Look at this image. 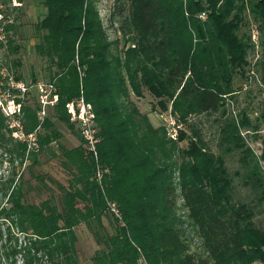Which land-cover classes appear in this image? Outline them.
<instances>
[{
    "label": "trees",
    "instance_id": "obj_1",
    "mask_svg": "<svg viewBox=\"0 0 264 264\" xmlns=\"http://www.w3.org/2000/svg\"><path fill=\"white\" fill-rule=\"evenodd\" d=\"M100 2L43 0L33 25V52L57 94L39 127L38 152L58 157L67 179L65 186L48 179L58 195L39 204L22 203L14 173L7 181L4 218L23 239L10 252L12 262L18 256V264H81L73 229L85 225L99 247L90 264H139L141 258L146 264H264V224L255 221L264 214V173L245 142V135L264 129V101L255 117L247 109L237 118L230 112L244 84L247 98L250 84L264 93V0H113V39ZM15 28L10 22L1 30ZM5 43L10 54L18 52L11 39ZM13 80L21 81L19 75ZM80 96L95 114L97 161L64 111ZM146 96L152 109L169 112L189 133L181 128L173 141L164 125L154 127L132 100ZM37 110L21 103L23 135L38 127ZM197 117H214L218 153L192 122ZM56 123L78 145L61 146ZM12 132L0 112V148L21 164L26 144ZM54 142L57 154L49 150ZM233 153L248 201L233 198L225 161Z\"/></svg>",
    "mask_w": 264,
    "mask_h": 264
},
{
    "label": "rangeland",
    "instance_id": "obj_2",
    "mask_svg": "<svg viewBox=\"0 0 264 264\" xmlns=\"http://www.w3.org/2000/svg\"><path fill=\"white\" fill-rule=\"evenodd\" d=\"M42 2L43 0H23L22 4L18 6L13 0L10 1V3L9 0H0V93L2 92L1 96L4 98V93L6 91L2 88L4 86L6 89L8 88L9 78L13 79V76L19 75L20 80L24 82V84H28L31 78H35L36 82H47L44 72L45 63L34 54L32 49L35 42L33 25L44 12ZM112 5L113 0H101L98 6L100 17L103 20L104 28L110 36V39H113L115 36L114 29L110 28L108 22ZM13 7L17 9L12 10L11 8ZM10 22H14L16 28L4 33L1 28ZM9 39L12 40L13 44L19 46V50L16 54L9 53V49L7 48L8 45L5 43ZM236 85H238L237 82ZM250 87V95H248V98L245 97V93L248 91L247 86L241 93L237 94L235 100L232 101L233 105H230V112L234 118H237L238 113L245 109L251 111L252 117H255L256 114H259L262 110L264 93L258 92V88L254 84H250ZM29 96L31 97L24 101L26 104L32 106L35 103L34 92L32 91ZM132 100L142 113L148 114V118L154 127L163 125V116L167 114L160 113L157 111L158 109H152L153 101L149 96L142 99L133 97ZM46 114L47 111L45 112V115ZM48 114H50V111ZM19 118L17 120L19 128L16 129L23 134ZM213 118L214 117H211L207 120L205 117H197L191 120L197 123L199 128H201L204 138L208 142L211 150L218 153L217 139L212 124ZM41 122H39L38 127L33 132L34 146L27 149L25 159L21 164H19V160L15 158H12L11 161V157L0 148V212L4 210L0 215V264H18L19 257L17 256L14 259L16 262L13 263L10 252L13 248H17L19 245L22 246L23 242L22 236L19 234L18 230L10 224L9 219L4 218L9 209V204L6 201L4 192L5 188L9 186L7 181L12 178V174H15L13 183L16 185L19 183L21 186L22 203L39 204L41 201L47 199L50 194L56 198L58 195L56 186L50 184L48 179L59 182L63 186L66 184L65 181L67 176L59 164L58 157H52L48 150L38 152L37 134L40 132L39 127ZM56 127L61 134V138L58 141L61 146L69 149L78 145L77 137L73 136L63 124L56 123ZM74 128H76L80 134L78 127L74 126ZM182 128L189 133L185 125L182 126ZM12 136L14 135L12 134ZM262 139H264V129L257 135H245V142L249 149L252 150L254 156L259 160L260 167L264 173V148L261 142ZM56 144L57 142H54L49 146V150L54 154L58 153ZM180 145L185 147L186 143L183 142ZM32 153L36 154L34 160L31 159L30 156ZM225 161L232 179L234 201H248V199L251 198V192L249 188L243 185V180L236 175V172L240 170L238 155L233 153L225 156ZM18 175H20L19 179H17ZM255 221L258 225H263L264 214L257 216ZM104 225L108 230L110 229V225L107 223L106 219H104ZM73 234L74 237H76L74 249L77 251L79 262L81 264H90L92 256L99 247L95 245L85 225L74 228ZM193 242L192 251L195 249L196 241L194 240Z\"/></svg>",
    "mask_w": 264,
    "mask_h": 264
},
{
    "label": "built area",
    "instance_id": "obj_3",
    "mask_svg": "<svg viewBox=\"0 0 264 264\" xmlns=\"http://www.w3.org/2000/svg\"><path fill=\"white\" fill-rule=\"evenodd\" d=\"M204 19L203 16L200 17ZM258 33L256 30L252 33V40L257 42ZM247 87V83L243 85V90ZM4 96L0 93V112L8 119L9 129H13V137L18 141H23L26 144V148L34 146L33 133L23 135L16 128L18 127V118L21 115V103L31 96L30 93L34 92V102L38 106L36 117L39 122L45 116V112L52 109L57 103V94L52 83L35 82L33 84H24L22 81H14L9 78L8 88L5 90ZM3 95V94H2ZM4 99H3V98ZM64 111L68 116V120L74 126H77L80 130L81 138L85 144L87 152L97 161V125L96 118L91 104L87 103L83 96L78 99L67 102L64 104ZM163 116L164 123L167 130V134L170 139L177 141L178 130L182 128V124L173 118L170 113ZM11 122V123H10ZM19 130V129H18ZM98 181L101 179V174L97 173ZM111 213L120 219L119 213L117 212L114 205L110 206ZM139 264H146L145 260L141 258Z\"/></svg>",
    "mask_w": 264,
    "mask_h": 264
}]
</instances>
